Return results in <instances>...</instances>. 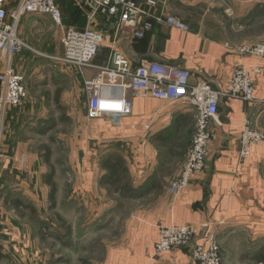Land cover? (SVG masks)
<instances>
[{
	"label": "crops",
	"instance_id": "crops-1",
	"mask_svg": "<svg viewBox=\"0 0 264 264\" xmlns=\"http://www.w3.org/2000/svg\"><path fill=\"white\" fill-rule=\"evenodd\" d=\"M133 1L151 15L141 18V24L151 26L143 39L126 33L119 41V50L134 67L152 61L174 65L189 73L191 84L205 81L213 90L224 92L233 70L240 65L252 75L255 100L221 98L220 127L211 126L204 171L193 178L184 195L173 197L169 186L181 172L194 133L192 109L184 103L135 98L131 113L118 124L107 117L89 119L83 81L95 72L57 61L63 54L61 46L35 49L20 35L26 47L13 56L11 65L25 79L27 98L22 106L0 115V165L4 175L8 172L14 181L3 186L17 190L21 186L56 187L55 169L48 184L38 176L36 160H32L36 152L30 143L49 132L31 127L47 120L48 114L56 125H74L73 133L69 128L66 136L69 141L63 168L64 185L73 192L68 200L76 201L73 188L78 189V204L86 211V222L89 217V222L94 217L111 218L113 224L121 221L119 230L114 228L110 234L105 226L97 227L104 251L98 264H198L191 259L192 248L209 233L219 244L221 264H255L251 258L264 248V150L253 148L250 156L241 160L238 139L246 122L264 132V59L241 55L239 49L264 43V0H154L155 6L147 5V0ZM18 2L8 0L6 9L15 8ZM55 3L61 11L62 37L65 29L82 31L87 27L86 7L75 0ZM70 3L72 17L81 15L80 23L68 20L61 9ZM162 14L181 19L190 31L181 32L156 21ZM111 23L106 14L98 13L94 28L110 36ZM54 27L49 16L26 15L20 19L18 32L27 28L48 35ZM108 56L109 50L101 48L93 63L104 65ZM0 68H4L2 59ZM61 83L68 87L62 89ZM77 107L83 111L76 118L73 111ZM110 158L114 164L117 160L122 164H116L123 174L115 187L128 189L124 195L109 194L103 184ZM121 199L131 206L121 208ZM114 215H118L115 220ZM185 226L195 227L190 246L154 257L161 230ZM245 230L252 240L232 247L231 239Z\"/></svg>",
	"mask_w": 264,
	"mask_h": 264
},
{
	"label": "built area",
	"instance_id": "built-area-1",
	"mask_svg": "<svg viewBox=\"0 0 264 264\" xmlns=\"http://www.w3.org/2000/svg\"><path fill=\"white\" fill-rule=\"evenodd\" d=\"M75 1L89 10L87 27L82 31L73 28L66 30L61 39L63 54L56 60L79 70L95 72L94 76L83 81L89 119L107 117L118 124L131 113L135 98H150L170 105L184 103L192 109L195 124L191 144L180 174L169 186L171 196L181 197L193 178L204 171L207 147L212 139L207 129L208 123L210 119L217 121L221 98L248 102L255 100V83L251 73L237 66L230 76L227 90L223 92L213 90L205 81L191 84L189 73L174 65L152 61L134 67L131 60L119 50V41L126 33L137 40L143 39L151 26L148 22L141 24V18L151 15L133 0ZM7 2L0 0V59L4 62V68H0L1 117L9 109L22 106L27 98L25 79L11 65L13 56L22 53L26 47L17 35L20 19L26 15H45L56 26L62 24L61 11L55 0H19L13 9H6ZM147 5L155 6L156 2L147 0ZM98 13L106 14L113 20L110 36L94 28ZM161 16L155 20L181 32L190 31L189 25L181 19L170 15ZM101 48H107L109 56L104 65H96L93 62ZM239 53L264 59V43L243 46ZM1 136L0 131V147ZM238 142L239 158L242 160L250 156L253 148L264 150V132L253 129L246 122ZM1 159L0 150V162ZM194 235L193 226L163 228L155 244L154 257H162L190 246ZM219 251L217 240L209 233L193 246L191 259L198 264H221Z\"/></svg>",
	"mask_w": 264,
	"mask_h": 264
},
{
	"label": "rangeland",
	"instance_id": "rangeland-1",
	"mask_svg": "<svg viewBox=\"0 0 264 264\" xmlns=\"http://www.w3.org/2000/svg\"><path fill=\"white\" fill-rule=\"evenodd\" d=\"M61 9L65 11L68 20L81 22V15L72 17L71 3L62 5ZM62 27H54L53 32L51 31L48 35L43 31L35 34V31L25 28L17 35L19 38L21 35V39H24V42L28 41L29 45H27L35 49L48 48L50 44L59 48L62 47L60 42ZM41 50L46 51V49ZM44 63L51 64L46 60ZM63 87L67 88L68 85L61 83V88L63 89ZM51 109L54 108H50L49 111ZM79 109L77 107L73 111L76 118L78 113L83 111V108ZM60 110L62 112L63 109ZM39 117H43V114H39ZM45 117L48 119L31 127L37 132L38 129L35 128L37 126L46 128L49 132L30 143L34 148L33 153L34 150L36 152L32 160H36L34 167L39 172L38 176L41 175L40 177L43 176V179H45L48 173L55 169L57 175L55 181L57 182L56 187L53 188V197L50 200L51 191L53 190L50 187L43 189L21 186L17 190L3 186V184L11 185L14 181L8 172L4 175L0 165V264H98L104 251L102 250L101 237L97 233L99 232L97 227L100 224L105 226L106 233L110 234V231L114 228L119 230L121 221L119 220L117 224H113L111 218L94 217L89 222V217L88 222H86L84 215L86 211L83 206L78 204L80 198L77 196L78 189L73 188V191H77L73 197L76 201L68 200L73 192L72 189L64 185L63 168H65L66 145L69 141L66 136L69 128L73 133L74 125H56L53 116L47 114ZM56 119H58V116ZM75 126L77 129V125ZM65 178L67 179V176ZM28 193L31 195H28ZM13 201H20L22 203L21 207H14ZM121 203H123L120 205L121 208L128 209L131 206L126 200ZM116 217L118 215H114V220ZM239 234L241 236L238 238L231 239L230 245L232 247L237 246L238 242L246 245L245 241L250 242L253 238L248 230ZM106 235L102 234V237L106 239ZM248 254L251 258L250 253L245 252V256Z\"/></svg>",
	"mask_w": 264,
	"mask_h": 264
},
{
	"label": "trees",
	"instance_id": "trees-1",
	"mask_svg": "<svg viewBox=\"0 0 264 264\" xmlns=\"http://www.w3.org/2000/svg\"><path fill=\"white\" fill-rule=\"evenodd\" d=\"M117 163H119L121 166L122 164L117 160L115 162V164L112 162L111 158L108 159L107 161V165L105 166V170L107 171V173L104 175L103 177V184H105V188L107 190V192L109 194H114V193H118L120 195H124L125 192H127L128 189L125 188H117L115 187L116 182H118V177L122 176L123 174V170L122 172L116 168L118 165H116ZM53 175V171L51 173H49L46 178H45V183H49V181L51 180V176ZM54 186L52 184L51 189H53ZM51 199L53 197V193H54V189L51 191ZM52 203V201H51ZM14 207H21L22 203L20 201H13L12 202ZM253 260L255 261V264L259 263V264H264V248L261 249L259 252L255 253Z\"/></svg>",
	"mask_w": 264,
	"mask_h": 264
},
{
	"label": "water",
	"instance_id": "water-1",
	"mask_svg": "<svg viewBox=\"0 0 264 264\" xmlns=\"http://www.w3.org/2000/svg\"><path fill=\"white\" fill-rule=\"evenodd\" d=\"M211 126H217V127H220L219 123L217 121H215L214 119H210L209 120V123H208V131L211 132ZM209 151H210V143L207 147V154H206V157H205V163H206V160H207V157H208V154H209Z\"/></svg>",
	"mask_w": 264,
	"mask_h": 264
}]
</instances>
